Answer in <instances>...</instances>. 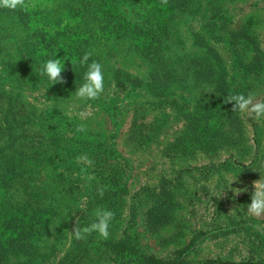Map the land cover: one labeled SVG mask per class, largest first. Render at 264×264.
<instances>
[{"label":"rangeland","instance_id":"obj_1","mask_svg":"<svg viewBox=\"0 0 264 264\" xmlns=\"http://www.w3.org/2000/svg\"><path fill=\"white\" fill-rule=\"evenodd\" d=\"M75 1L0 9V264H264V215L247 210L264 119L225 102L264 100V0H80L83 17ZM87 51L99 99L75 95L86 65L40 75ZM97 208L115 214L108 238L75 239Z\"/></svg>","mask_w":264,"mask_h":264},{"label":"clouds","instance_id":"obj_2","mask_svg":"<svg viewBox=\"0 0 264 264\" xmlns=\"http://www.w3.org/2000/svg\"><path fill=\"white\" fill-rule=\"evenodd\" d=\"M163 4L167 3V0H162ZM28 0H0V8H7L11 10L21 9L27 10ZM93 55L91 51H87L80 58L79 63L82 66L86 65V71L83 75L84 82L76 89L75 95L81 100H96L99 99L104 92V74L103 68L100 62L92 60L89 63L90 57ZM72 63V62H71ZM63 70V63L59 58H50L46 63L40 66V75H47L53 83L63 82L61 76ZM235 101L233 105V111H239L240 113L254 114V119L261 121L264 119V100H256L254 93H248L247 96L243 93L230 94L225 102ZM77 132H86V127L83 124H78L76 127ZM78 162L84 161L89 166L92 161L86 156L78 157ZM82 172L85 169H81ZM90 178V177H89ZM233 181V180H232ZM231 181V182H232ZM254 192L251 196V203L248 204L249 214L259 217L264 215V183L253 182ZM105 188L99 187L97 189L98 194L103 197ZM234 193H239V189H234ZM82 209V208H81ZM114 212L106 208H97L94 211L95 220L87 226L80 227L78 219L75 227L70 233L77 240L86 239L88 235L93 232H97L101 238L107 239L109 236L108 228L110 222L114 218ZM57 224H51L50 228L53 229Z\"/></svg>","mask_w":264,"mask_h":264},{"label":"trees","instance_id":"obj_3","mask_svg":"<svg viewBox=\"0 0 264 264\" xmlns=\"http://www.w3.org/2000/svg\"><path fill=\"white\" fill-rule=\"evenodd\" d=\"M78 1H80V0L75 1L74 4H67V5H70L71 9L73 10V12L75 14H79L80 16L83 17V16H85L87 11H86V8H84V5H81L79 7H75V5L77 4ZM112 1H114V0H108V3H111ZM91 2H92V0H89V3H91ZM67 3H70V1L67 2ZM96 5H98V2H97V0H94V6H96ZM4 11H10V9L5 8ZM19 11L23 12V10H21V9ZM38 29H40L42 32L40 30H38ZM37 30L39 32L43 33V34L45 33L41 27H37ZM65 65H67V66H65V69L67 70V73L66 74H61L63 79H67V78L73 77L74 73L71 72L72 71L71 68H73V67H71V66L75 67V66H79L81 64L76 63V61H75V62H72V65H70V66H68L67 63ZM120 75L130 76L129 74L124 72L121 68H117L115 70H112L107 77H108V79L112 77V79L117 81V79H119ZM117 85L118 84H116V86ZM178 261H179L178 259H170V260H167V261H163V260H158V259H155V258H147L146 260L141 261L140 264H176Z\"/></svg>","mask_w":264,"mask_h":264}]
</instances>
